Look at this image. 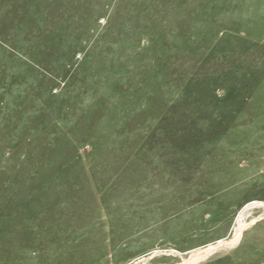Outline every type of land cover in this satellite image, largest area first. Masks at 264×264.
<instances>
[{
  "label": "rangeland",
  "instance_id": "1",
  "mask_svg": "<svg viewBox=\"0 0 264 264\" xmlns=\"http://www.w3.org/2000/svg\"><path fill=\"white\" fill-rule=\"evenodd\" d=\"M254 201L264 0H0V264H179Z\"/></svg>",
  "mask_w": 264,
  "mask_h": 264
},
{
  "label": "bare ground",
  "instance_id": "2",
  "mask_svg": "<svg viewBox=\"0 0 264 264\" xmlns=\"http://www.w3.org/2000/svg\"><path fill=\"white\" fill-rule=\"evenodd\" d=\"M254 207L263 208V215L259 217L257 216L256 218L251 219L249 222H246L244 212ZM263 216H264V202L254 201L249 204H246L244 207L241 208L237 216L236 225L234 226L233 233L231 234L230 237L217 240L214 243H209L203 247H199L192 250L188 254V256L184 258L182 262L179 264H197L200 261L206 259L208 256H210L212 253H214L216 250L220 248L236 245L240 241L243 231L249 228L250 225L254 224Z\"/></svg>",
  "mask_w": 264,
  "mask_h": 264
}]
</instances>
